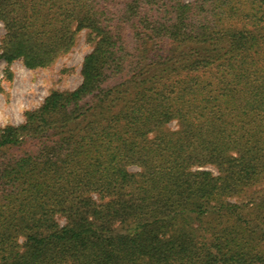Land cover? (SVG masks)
Listing matches in <instances>:
<instances>
[{
	"label": "trees",
	"instance_id": "16d2710c",
	"mask_svg": "<svg viewBox=\"0 0 264 264\" xmlns=\"http://www.w3.org/2000/svg\"><path fill=\"white\" fill-rule=\"evenodd\" d=\"M0 20L29 68L94 42L77 88L0 126V264H264V0H0Z\"/></svg>",
	"mask_w": 264,
	"mask_h": 264
},
{
	"label": "rangeland",
	"instance_id": "374dc122",
	"mask_svg": "<svg viewBox=\"0 0 264 264\" xmlns=\"http://www.w3.org/2000/svg\"><path fill=\"white\" fill-rule=\"evenodd\" d=\"M5 33L4 23L0 20V45ZM93 48L94 42L83 28L77 33L71 50L49 66L29 68L22 59L8 62L0 57V126L23 123L26 111L38 108L53 90L77 88L83 81L84 58ZM167 127L175 130L179 128V123L174 120ZM208 168L218 173L215 166L209 165ZM59 220L65 223L64 217Z\"/></svg>",
	"mask_w": 264,
	"mask_h": 264
}]
</instances>
